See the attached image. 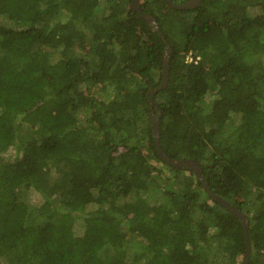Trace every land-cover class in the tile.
<instances>
[{"label":"trees","instance_id":"obj_1","mask_svg":"<svg viewBox=\"0 0 264 264\" xmlns=\"http://www.w3.org/2000/svg\"><path fill=\"white\" fill-rule=\"evenodd\" d=\"M140 9L160 33L130 0H0V264L243 259L239 218L157 153L164 40L160 147L246 214L264 264V0Z\"/></svg>","mask_w":264,"mask_h":264},{"label":"water","instance_id":"obj_2","mask_svg":"<svg viewBox=\"0 0 264 264\" xmlns=\"http://www.w3.org/2000/svg\"><path fill=\"white\" fill-rule=\"evenodd\" d=\"M172 9H191L193 7L199 6L201 3V0H186L182 3H174L172 0H165ZM130 7L133 11H136L139 16L143 17L146 21L153 24L155 30L160 33V29L158 27V24L156 20L149 14L143 13L140 9V0H130ZM165 54L163 57L164 61V67H163V76L160 81V84L157 87H150L149 92V108H150V122L152 125V131L153 136L155 140L156 150L159 155V157L168 165H171L175 168H183L185 167L188 170H191L196 178L201 182L202 188L207 192V194L211 197L212 200L216 201L219 205L223 206L230 214L235 215L237 218H239L242 226V232L244 237V245H245V255L243 259L240 261L239 264H247L248 260L250 258V242L248 238V226H249V220L246 214L242 211H240L238 208L233 207L228 202H226L223 198H221L219 195L212 192L208 186L207 181H203L202 176V168L199 165V163L193 159V158H186V159H172L168 157L163 150L160 147L159 143V117L161 113L155 114L154 107L156 106V101L153 98V95L155 92L163 89L166 87L168 82V55L171 51V47L167 41H165ZM157 112L159 109L156 106Z\"/></svg>","mask_w":264,"mask_h":264},{"label":"built area","instance_id":"obj_3","mask_svg":"<svg viewBox=\"0 0 264 264\" xmlns=\"http://www.w3.org/2000/svg\"><path fill=\"white\" fill-rule=\"evenodd\" d=\"M191 54H192L191 52L188 53L187 58H186V61L191 62V61L193 60V57H192ZM198 58H199V57L197 56L196 59L194 60V62H196V60H197Z\"/></svg>","mask_w":264,"mask_h":264},{"label":"rangeland","instance_id":"obj_4","mask_svg":"<svg viewBox=\"0 0 264 264\" xmlns=\"http://www.w3.org/2000/svg\"><path fill=\"white\" fill-rule=\"evenodd\" d=\"M12 151H13V149L10 152H12ZM30 198H32L33 200H36V194L34 192H30ZM89 202H90V204L92 203L91 201H89Z\"/></svg>","mask_w":264,"mask_h":264},{"label":"flooded vegetation","instance_id":"obj_5","mask_svg":"<svg viewBox=\"0 0 264 264\" xmlns=\"http://www.w3.org/2000/svg\"><path fill=\"white\" fill-rule=\"evenodd\" d=\"M197 7V6H196ZM196 7H193V8H196Z\"/></svg>","mask_w":264,"mask_h":264}]
</instances>
